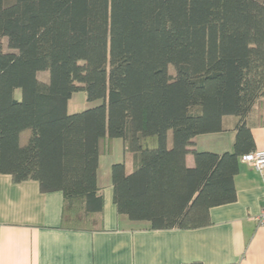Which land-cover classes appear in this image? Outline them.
<instances>
[{"label": "trees", "instance_id": "1", "mask_svg": "<svg viewBox=\"0 0 264 264\" xmlns=\"http://www.w3.org/2000/svg\"><path fill=\"white\" fill-rule=\"evenodd\" d=\"M77 92L100 104L68 114ZM255 107L264 114V0H0V174L60 192L63 229H98V158L113 139L134 154L130 174L111 167L119 215L150 230L208 226L236 199ZM228 116L231 151L190 150Z\"/></svg>", "mask_w": 264, "mask_h": 264}, {"label": "crops", "instance_id": "2", "mask_svg": "<svg viewBox=\"0 0 264 264\" xmlns=\"http://www.w3.org/2000/svg\"><path fill=\"white\" fill-rule=\"evenodd\" d=\"M260 121L264 114L255 107L247 119L254 150H264ZM235 124L236 118L224 117L223 132L195 137L190 150L231 151ZM119 163L130 174L134 154L124 150L121 139L105 140L96 174L101 222L94 231L60 227V192L41 193L35 181L15 183L0 174V264H264V225L254 221L263 204V183L249 166L238 162L236 199L210 209L208 226L150 230L147 223L131 222L116 211L111 167ZM185 165L194 166L192 154L186 155Z\"/></svg>", "mask_w": 264, "mask_h": 264}, {"label": "rangeland", "instance_id": "3", "mask_svg": "<svg viewBox=\"0 0 264 264\" xmlns=\"http://www.w3.org/2000/svg\"><path fill=\"white\" fill-rule=\"evenodd\" d=\"M3 49L4 51H8L7 47H6V40L3 41ZM168 73L172 76H174V69L173 67L169 66L168 67ZM37 79L40 80L41 82H47L48 81V73L47 72H40L37 74ZM14 96L16 99L20 98V91H15ZM100 102L99 101H95L92 103L87 102L86 100V95L83 92H77L74 93L71 97V99L68 101L67 103V111L68 114H75V113H79L82 112L86 109L95 107L97 105H99ZM228 123V122H226ZM210 138H204V143ZM212 139H216V138H212ZM117 141H120V139H116Z\"/></svg>", "mask_w": 264, "mask_h": 264}, {"label": "built area", "instance_id": "4", "mask_svg": "<svg viewBox=\"0 0 264 264\" xmlns=\"http://www.w3.org/2000/svg\"><path fill=\"white\" fill-rule=\"evenodd\" d=\"M239 161L249 166L260 176L264 190V150H254L252 152L243 154L239 157ZM262 203L263 204L259 214L254 217V221L258 226L264 225V194Z\"/></svg>", "mask_w": 264, "mask_h": 264}]
</instances>
